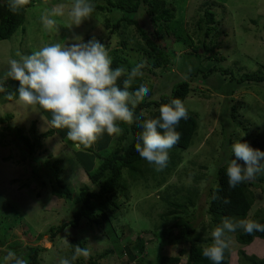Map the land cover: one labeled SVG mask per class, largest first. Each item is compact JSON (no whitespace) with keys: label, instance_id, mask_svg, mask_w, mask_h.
Returning a JSON list of instances; mask_svg holds the SVG:
<instances>
[{"label":"rangeland","instance_id":"1","mask_svg":"<svg viewBox=\"0 0 264 264\" xmlns=\"http://www.w3.org/2000/svg\"><path fill=\"white\" fill-rule=\"evenodd\" d=\"M166 1L174 10V18L166 24L161 22L162 29L180 36L182 41L171 43L170 39L166 38L167 50L172 52L170 62L173 72L167 73L168 77L163 79L158 69H152L156 75L145 71L146 82L153 85L155 90L163 85L167 91L164 92L166 95L175 84L191 81L194 93L191 92L183 104L196 117L198 127L186 150H169L183 157L177 169L167 177L163 185L156 186L153 182L155 179L149 174L134 181L127 170L123 171L121 185L127 187V197H123L122 192L117 195L118 201H122L123 205L121 204L117 218H112V222L118 242L124 249L123 254L129 255V250L135 252V258L129 264H135L137 259H145L144 264H157L158 255L170 256L177 253L180 246L164 244L161 249L160 240L155 236L161 232V225L172 224V221H162L160 215L167 213L168 206L164 199L171 201L175 197L173 189H179L176 196L181 198L186 195L185 189L194 186L200 188L203 184L200 181L198 184L194 182V177L204 183L207 177L211 176L214 179L211 185L214 186L217 167L226 164L225 159L218 153H222L224 149H229L228 153H232L231 144L236 140L241 139L243 142V137H247L250 142L260 144L258 147L264 149V82H241L246 74H259L261 65L264 64V0ZM90 2L93 3L94 0ZM72 3L70 0H36L35 4L26 10L23 25L9 40H0V77L8 70L9 60L20 59L17 53L30 55L45 45L72 43L68 38L73 33L83 36L85 41L93 37L97 40H109L111 45L113 44V50L121 49V34L128 44L135 45L136 41H140L135 27L121 28L119 32L112 34L105 28L106 18L111 23L119 19L120 12L117 10L111 13L95 11L79 27L75 26L68 15ZM61 5L63 15L53 17L56 25L51 30H45L41 16ZM208 8L215 13L218 23L215 32L206 40L207 44L205 43L214 53L212 52L211 57L200 54L196 57L192 54L189 41L191 38L195 45L203 41L197 37L196 23L203 15L204 9ZM200 53H203L202 50ZM109 55L111 56L110 52ZM129 55V58L137 60L136 62L141 59L137 51H129ZM209 69H213V72L208 73ZM168 78H171L172 82L168 81ZM5 83V88L10 89L11 79ZM153 93L156 98L158 95ZM5 95H0V116L9 114L12 119L7 124L0 125V264H4L3 257L8 250H13L24 258L26 247L35 245L46 249L41 254L40 264H59L61 258H68L66 252L70 244L69 236L77 229L66 228L55 237L53 243L49 241L47 231L51 226L67 221L74 205L71 201L58 199L50 194V180L43 174L49 175L53 171L45 167L41 172L39 164L48 157L50 161L59 159L62 169L60 177L71 189L76 190L72 196L74 197L82 185L93 187L88 173L93 172L100 164L98 155L105 157L115 147L117 134L109 136L105 133L90 146L77 147L67 139L66 129L46 126L51 119L49 113L38 107H25L17 103L16 98L7 100ZM232 105L238 109L234 120V133L230 132L232 134L224 135L223 138L224 128L229 126L225 114L230 112ZM34 120L37 121L36 133L41 134L48 129L55 131L53 135L41 140L42 148L36 154L39 161L35 160L36 156L28 158L21 143L14 139L13 135L16 129H21L23 134L30 136V126ZM229 136L230 142L227 145ZM201 166H205V169H201ZM32 170H35V174L40 172L42 176L35 177V174L31 173ZM261 175L264 176V173ZM254 191L255 202L244 219L255 220L264 213L259 211L264 202V192L256 188ZM200 193L196 208L189 207L183 216L190 218L194 215L191 220L196 232L202 233L204 239H210L211 228L216 224L211 222V218L206 214V195L203 194V189ZM84 225L86 226L82 222L81 226L85 227ZM39 233H42V238L36 240ZM137 234H141L144 242V250L141 253L134 251L137 247ZM226 235L231 239V264L240 263L238 252L241 248L246 255L258 256V253H263L264 256L263 240L256 238L250 245L241 246L236 241V232H227ZM75 238L84 241L95 257L108 249L114 251L112 255L99 259L101 264H121L117 252L119 244L115 246L112 240L100 234L99 230L87 228L84 234H76ZM18 243L20 244L17 245Z\"/></svg>","mask_w":264,"mask_h":264},{"label":"trees","instance_id":"2","mask_svg":"<svg viewBox=\"0 0 264 264\" xmlns=\"http://www.w3.org/2000/svg\"><path fill=\"white\" fill-rule=\"evenodd\" d=\"M71 1L73 0H70V2ZM35 2L36 0H28L18 12L13 13L9 10L8 0H0V40H9L15 34L24 23L26 10L33 6ZM92 4L95 6L93 12L100 11L111 13L115 10L120 12V17L117 21L111 23L107 18L105 20V28L108 29L110 34L115 31L119 32L121 28L127 27H135L138 30L140 41H136L135 45L131 43L128 44V41L124 40V36L121 34L120 50H113V44L111 45L109 40L98 39V41L103 43L106 49L111 53L110 57L112 59L113 68L123 65L131 70V68L136 65L143 64L141 69L143 76L137 77L132 87L129 89L130 92H134L140 84L147 85L149 88L148 95L144 97L134 110V115L136 117L143 111L145 113L144 118H157L159 116L158 109L162 104H170L172 100L177 98L184 103V100L190 93H194V89L191 87V81H182L175 84L170 93L166 95L164 92L167 91H165L163 85L155 90L153 85L146 82L145 71L156 75V72H153L152 69H158L163 79L165 76L168 77L167 73L173 72V65L172 62H170V53L172 52L167 50L168 44L166 43V38L170 39L171 43L182 41L180 36L171 33V31L167 29H162L163 25L161 22L166 24L174 18V10L172 7H169L166 0H94ZM216 24L218 23L215 19V13L209 10V8L204 9L203 15L196 23L198 31L197 37L202 38L203 41L195 45L189 37V43L192 45V47H190L192 48V54H195L196 57H199V54L211 57L214 53L213 49L206 45V40L215 32ZM262 29L264 30V23ZM87 40H89V38H87L86 41ZM200 50H202V54ZM129 51H137L141 57L140 61L136 62L137 60L129 58L131 57ZM147 66H150L151 69ZM211 72H213V69L208 70V73ZM243 80L248 83H263L264 64L261 65L259 74H246L241 82H243ZM168 81H171V78H168ZM6 85L7 83H5V86ZM10 85L11 88L7 90L14 92L18 87V82L11 80ZM118 85L121 88L123 87V78L118 81ZM153 92L158 95L156 98L153 97ZM0 95H2V93H0ZM237 110L236 106L232 105L230 107V112L225 114L228 117L226 122H228L229 126L224 128L223 138L228 134L234 133V120ZM187 114V118L181 119L176 128V131L180 133V139L173 147L175 149L186 150L190 146L191 140L197 131L198 123L196 117L188 110ZM11 119L12 116L9 114L4 117L0 116V125L7 124ZM36 124V120L31 123L30 136L23 134L24 132H22L21 129H16L13 132L15 136L14 139L16 138L21 143L22 149L26 151L30 159L35 158L36 154H38L39 150L42 148L41 140L55 133L53 129H48L41 134L36 133ZM119 126L123 128V132L117 134L115 138V147L105 157L98 155L97 157L100 159V164L93 172L88 173V179L93 187L82 185L78 188V192L74 197L72 196L76 190L74 191L71 189L68 184L64 183V179L60 177V175H62V169L59 166L61 162L59 159L50 161L48 157V159H41L42 162L39 164V168H42V170L39 171H44L45 167H49L50 170L53 171L52 174L49 175L43 174L44 177L47 176L50 180V194L58 199L71 201L74 205L72 214L67 221L60 225L51 226L47 231L49 241L52 243L55 237L68 227L79 231L78 233L75 231L74 234L69 236L70 244L68 252H66L69 259L74 254L73 246L79 245L82 248L87 247L84 241H79L75 238L76 234H84L87 228L99 230L100 234H103L108 240H112L111 242L115 244V246L119 244L115 228L113 227L112 218H117L116 215L118 214V210L120 206L123 205L122 201H118L117 195L122 192L123 197H127V187L121 185L124 170L129 172L134 181L143 179L149 174L155 179L153 182L156 183V186L159 187L164 184L167 177H169L181 163V158L183 156L169 151L167 166L163 170H158L157 166L149 164L142 159L135 149L136 137L143 131L138 126L135 119L131 124L120 123ZM230 136L227 145H229ZM242 141L248 142L254 149H259L262 152L264 150L263 147H258L260 144L250 142L247 137H243ZM228 151L229 149H227V151L224 149L222 153H218L219 156L225 159L226 164L217 167L214 186L211 185L214 183V179H212L211 176L207 177L204 183L201 179L194 177V182L198 184L200 181L201 184H203L200 188L194 186L190 189H185L186 195L181 198L176 196L179 189H173L175 197H173L171 201L164 199L168 206V211L160 215V219L167 223L168 221H172V224L169 226L166 224H164V226L161 225V232L155 236L157 240H160L159 244L161 249L164 244L167 246L178 245L180 247L177 249L178 251L175 255H158L156 257L158 261L157 264H212L210 260L202 256V246L211 244L212 238L204 239L202 233L196 232L194 222L191 220L194 215L190 218H185L183 216V214H186L189 207L196 208L199 202L198 198L201 194V189H203V194L206 195V214L216 226L221 223L224 217L244 219L255 202L254 189H261L262 192H264V176H262L261 173H258L254 180L244 182L234 189L229 187L226 167L227 162L230 159H235V156H233V153H228ZM35 160L39 161V157ZM34 161L33 163L36 162ZM238 163L243 166V161H238ZM201 169L204 170L205 166H201ZM34 172L35 170L31 171L33 175L35 174ZM34 176L40 178L42 175L40 172H37ZM259 184L260 186H258ZM225 199H228L230 203L225 204L223 202ZM261 206L262 208L259 209V211L262 210L264 212V202H262ZM254 221L264 225V213ZM82 222L86 224L87 227L85 225V227H82ZM216 226H212V231ZM226 234L227 232L225 233L227 237ZM41 238L42 233H39L36 236V240H40ZM235 238L237 243L241 246H248L256 238L264 241V232L254 231L252 234H247L244 230L236 231ZM135 240H137V247H135L134 251H138L137 253L143 252L144 242L142 241L141 234H137ZM126 242L127 240L125 243ZM19 244L20 243L17 245ZM127 250H129V248H127ZM45 251L46 249L42 248L40 245L27 246L23 256L28 264H40L41 254ZM113 252L114 251L108 249L98 257L90 253L87 258H78L74 264H101L99 259L106 258L108 255H112ZM117 252L121 258V264H129L135 258V252L133 253V250H129V255L123 254L124 249H122L120 244L117 248ZM238 253L240 260L239 264H264L263 253H258V256H262L261 258L255 254L246 255L242 248ZM230 257L231 252L229 248L225 249L222 264H231ZM145 262V259L143 261L137 259L135 264H144Z\"/></svg>","mask_w":264,"mask_h":264},{"label":"clouds","instance_id":"3","mask_svg":"<svg viewBox=\"0 0 264 264\" xmlns=\"http://www.w3.org/2000/svg\"><path fill=\"white\" fill-rule=\"evenodd\" d=\"M27 2L8 0L9 10L16 13ZM94 7L90 0H73L68 15L79 27L91 16ZM57 15H63L62 5L41 16L45 30L53 29L56 25L53 17ZM68 39L73 42L45 45L30 55L17 53L20 59L9 60L8 70L0 77V93H6L7 100L16 98L17 103L25 107H38L49 113L51 119L46 126L66 129L67 139L77 147L90 146L105 133L109 136L121 134L120 123L131 124L135 119L143 130L136 137V151L146 162L163 170L169 160V150L180 139L176 128L188 115L183 102L177 98L170 104H162L157 118H144L143 111L136 117L134 110L148 95L149 88L140 84L134 92L129 89L137 77L143 76V64L131 70L123 65L113 68L108 50L95 37L85 41L83 36L73 33ZM121 78L122 88L118 85ZM9 79L18 82L14 92L5 88ZM231 151L235 159H230L226 167L230 188L264 173V152L241 139L231 144ZM238 161H243V166ZM223 202L230 203L228 199ZM237 229L252 234L264 232V225L254 220L224 217L211 232L212 243L202 246V256L212 264H222L224 251L231 243L225 233H234ZM73 247L71 258H61L59 264H74L78 258L90 255L87 247ZM3 261L4 264H28L13 250L7 251Z\"/></svg>","mask_w":264,"mask_h":264}]
</instances>
